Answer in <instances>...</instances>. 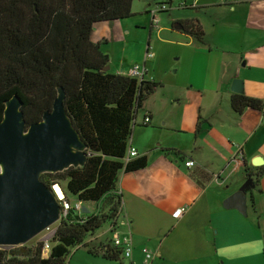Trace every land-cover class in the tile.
Instances as JSON below:
<instances>
[{
	"label": "crops",
	"instance_id": "0c3cea01",
	"mask_svg": "<svg viewBox=\"0 0 264 264\" xmlns=\"http://www.w3.org/2000/svg\"><path fill=\"white\" fill-rule=\"evenodd\" d=\"M133 6L125 20L94 24L90 39L107 55V72L129 76L137 65L142 80L158 84L138 110L129 139L148 165L121 173L116 187L121 212L115 231L131 238L132 256L112 262L78 248L67 264H144L143 249L153 255L149 264H264V175L258 177L264 108H231L233 95L264 103V0L185 1L182 10L212 14L197 17L203 44L172 29L190 18H176L168 29L160 27V15L153 25L150 3L143 12ZM153 36L176 47L175 65L159 49L153 52ZM147 53L154 57L146 59ZM234 79L242 82L240 94L231 92ZM257 159L263 165L256 167ZM188 161L194 167H186ZM248 176L255 185L246 192L244 212L225 208ZM182 208L183 215L172 218ZM96 209L87 204L85 214ZM109 229L88 242L105 246Z\"/></svg>",
	"mask_w": 264,
	"mask_h": 264
},
{
	"label": "trees",
	"instance_id": "16d2710c",
	"mask_svg": "<svg viewBox=\"0 0 264 264\" xmlns=\"http://www.w3.org/2000/svg\"><path fill=\"white\" fill-rule=\"evenodd\" d=\"M134 1L0 0V121L6 101L16 96L26 127L39 123L62 90L87 159L85 165L42 174L40 180L59 186L68 202L97 206L91 214L68 211L45 255L37 240L35 245L10 247L9 252L0 248V264H66L78 248L112 262L122 259V249L113 247L110 239L97 248L88 240L104 226L118 227L120 174L148 165L146 156L126 161V153L137 112L158 84L102 72L108 57L90 39L94 24L131 17ZM181 24L185 34L205 43L196 20ZM231 105L236 113L264 108L263 102L242 94L233 95ZM263 175L264 167L258 170V177Z\"/></svg>",
	"mask_w": 264,
	"mask_h": 264
},
{
	"label": "water",
	"instance_id": "95a60500",
	"mask_svg": "<svg viewBox=\"0 0 264 264\" xmlns=\"http://www.w3.org/2000/svg\"><path fill=\"white\" fill-rule=\"evenodd\" d=\"M172 29L182 32L183 26L177 22ZM107 71L108 68H105L102 72ZM241 91V80L234 79L231 92L240 94ZM63 101L64 93L59 90L52 110L46 112L39 123L31 124L28 128L19 99L15 96L6 101L0 121L2 249L23 246L48 227L59 224L61 207L51 186L40 180L41 175L56 174L86 163V147L73 127ZM253 164L259 167L263 161L257 159ZM254 185L252 177L248 176L245 184L223 206L244 212L246 192Z\"/></svg>",
	"mask_w": 264,
	"mask_h": 264
},
{
	"label": "built area",
	"instance_id": "2783aa9c",
	"mask_svg": "<svg viewBox=\"0 0 264 264\" xmlns=\"http://www.w3.org/2000/svg\"><path fill=\"white\" fill-rule=\"evenodd\" d=\"M222 2H226L227 0H221ZM184 6V5H183ZM182 6V7H183ZM173 6L167 7L166 4L163 5H159V6H155L153 10H150L149 13L151 15V19H152V23L155 26L159 25V14L161 12H164L165 10H171ZM154 57L153 53H147V58L151 59ZM129 77H132L133 79H137V80H142L143 74H142V69L140 66H135L132 67V69L129 72ZM145 123L149 122V119H144ZM138 158V153L137 150L135 148H131L129 147L126 153V161H131ZM186 167L190 168V167H194V163L192 161H188L186 162ZM57 186H51V189L54 191L55 193V198L58 201L60 207H61V211L59 213V220L61 221V219H63L65 217V215L67 214L68 211L70 210H76L77 212H81L82 210V203L79 201H74V202H68L65 198H64V193L61 190V188H58L59 191L62 193L61 196H58L59 194L57 193V191L55 190ZM185 212V209H178L177 211H175L173 214H171L172 218H175L176 220L180 218L181 215H183V213ZM118 228V227H117ZM56 229V228H55ZM54 230H51V227H48L47 229H45L42 233H40L38 237H40L38 239L39 242L43 243V253L44 255L50 250V246H49V242L52 239V236L54 234ZM109 231L111 232L110 235V240L112 242V246L116 247V248H120L123 251V256L127 259H130L132 256V240L131 238L127 235V236H119L117 234V232L113 229V227H110ZM144 256H145V261L144 264H149L150 261H152L153 259V255L148 252L147 250L143 249L142 250Z\"/></svg>",
	"mask_w": 264,
	"mask_h": 264
},
{
	"label": "rangeland",
	"instance_id": "374dc122",
	"mask_svg": "<svg viewBox=\"0 0 264 264\" xmlns=\"http://www.w3.org/2000/svg\"><path fill=\"white\" fill-rule=\"evenodd\" d=\"M157 1H161V2H157ZM185 1H187V2L190 3L192 0H136V1L133 2V5H134L133 8H134V10L136 12H143L145 9L149 8V6H148L149 3L152 5L151 7H153V8L156 5H159L160 3H165L167 5V7L173 6V9L172 10H169L167 12L164 11V12H161L159 14L160 15V19H161V26L160 27L165 26L168 29H170L171 26H172V24H173V21L172 20H175L176 18H181L182 17V18H190L191 20L195 19L199 23L197 17L203 18L205 20H208V18L211 17L212 14H210L207 10L206 11L203 10V11H200V12H196V10L190 9V8L185 9V10L184 9L182 10L181 9V6L185 4ZM176 6H177V8H175ZM215 17H217V16H215ZM153 33H154V31H153ZM154 38L155 37L153 36V39L151 38V41H150V47L152 48L153 52L156 51L155 48L156 49H159L160 51H162V52L165 53V56H166L164 58L165 62H169L170 65L171 64L175 65L176 64L175 61H171V60H175L176 58H178V56H176V57L173 56V52H174L173 50H175L176 47L171 46L169 44H165L163 42L157 43L156 40H154ZM160 57H158V58H160ZM174 71L175 70L173 69L172 72L174 73ZM168 77H171V75L168 74ZM82 207H83V209L81 211H82V215H83L86 212L87 204L82 205ZM91 208H95V207L94 206H91ZM56 226H58V224H55L54 226H51V230H54L56 228ZM106 228H107V226H104L99 231H96L94 233V236L93 237H99L100 235H102L103 232L106 231ZM39 238L40 237H38V238L36 237L35 240L32 239L31 241H29L27 243V246H31L33 244L35 245V243L37 242V240ZM103 239H107L108 240V239H110V236L107 235ZM3 250H6L8 252L11 251L10 247L3 248ZM83 250L84 249H80L81 252ZM70 258H72V257L70 256L67 259V261ZM69 262H70V260H69Z\"/></svg>",
	"mask_w": 264,
	"mask_h": 264
},
{
	"label": "bare ground",
	"instance_id": "6f19581e",
	"mask_svg": "<svg viewBox=\"0 0 264 264\" xmlns=\"http://www.w3.org/2000/svg\"><path fill=\"white\" fill-rule=\"evenodd\" d=\"M55 190L57 191V193L59 194L58 196H61L62 193L59 191V189L56 187Z\"/></svg>",
	"mask_w": 264,
	"mask_h": 264
}]
</instances>
